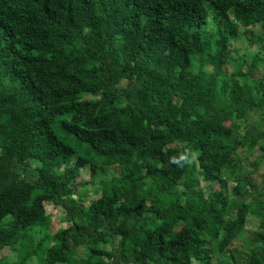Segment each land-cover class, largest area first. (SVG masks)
Here are the masks:
<instances>
[{"label": "trees", "instance_id": "16d2710c", "mask_svg": "<svg viewBox=\"0 0 264 264\" xmlns=\"http://www.w3.org/2000/svg\"><path fill=\"white\" fill-rule=\"evenodd\" d=\"M242 31L259 46L233 57ZM5 247L0 264H264V0H0Z\"/></svg>", "mask_w": 264, "mask_h": 264}, {"label": "rangeland", "instance_id": "374dc122", "mask_svg": "<svg viewBox=\"0 0 264 264\" xmlns=\"http://www.w3.org/2000/svg\"><path fill=\"white\" fill-rule=\"evenodd\" d=\"M258 31H259V28L254 27L251 32L253 33V35H255ZM248 37H249L248 34H244L243 31L241 32V34L239 36V41L237 43L238 50L233 52V54H232L233 57H239L242 53L245 52V50L249 46H251V47L253 46L252 48H254L255 46H259V42H257V41L251 42ZM253 40H255V38ZM231 69H232V67L228 66L227 67V73H229L231 71ZM261 72H262L261 70H256L254 73V76H259L261 74ZM56 131L59 135H62V133L59 129L56 128ZM113 172H115V170L113 168L111 169V168L106 167L103 170H99L98 172H96L93 175H89L87 169L83 168L82 178L84 177L83 179L91 180V182L86 184L83 188H79L78 191L72 195V197L78 198V196L80 194L83 197H85L86 202H89L92 198H96L97 194L94 193V188L96 186L97 181L102 177L110 176L111 174H113ZM208 188H209V186H207L206 184H204L202 186L204 195L207 194ZM45 206H46L47 212L50 214L49 221L51 222V224H53V225L59 224L60 226L65 225V222L62 219V208L60 206H55L51 202L45 203ZM236 243L238 244L239 241H236ZM0 255H6L9 258H11V256H12L11 251L8 247H5L4 249H2V251L0 252Z\"/></svg>", "mask_w": 264, "mask_h": 264}]
</instances>
